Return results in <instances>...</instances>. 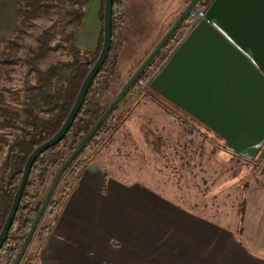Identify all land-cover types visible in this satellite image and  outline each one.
<instances>
[{"label":"crops","instance_id":"obj_1","mask_svg":"<svg viewBox=\"0 0 264 264\" xmlns=\"http://www.w3.org/2000/svg\"><path fill=\"white\" fill-rule=\"evenodd\" d=\"M190 1L126 0L125 38L131 43L142 37L151 52ZM260 2L264 5V0ZM102 5L103 0L90 1L76 37L83 50L98 49L103 30ZM17 26L15 0H0V38L13 35ZM187 35L172 38L161 69ZM154 90L178 110L176 114L165 111L174 131H178L176 125H182L181 137L174 140H183L182 146L190 150L197 135L203 134L211 147L204 151L208 161L203 160L202 189L193 188L189 170L180 166L175 175L185 173L188 179L177 178L180 183L163 180L164 172L173 176L177 164L173 151L166 155L158 150L148 153V140L131 132L128 142L119 137H112V143L106 139L61 209L36 264H264V160L257 163L258 159H250L249 163L242 155L213 143L225 139L207 126L206 119H199L196 112ZM204 100L196 99L194 110H202L201 116H219L212 109L204 112L209 107H203ZM196 124L204 125L208 132L189 128ZM132 139L140 142L132 144ZM142 148L146 150L140 151ZM136 152L137 159L129 160L132 163L121 159ZM110 155L120 158L109 159ZM213 155L222 162H231L230 167L217 168V172L228 174L227 179L220 175L218 180L215 169L209 168ZM123 160L138 173L132 177L121 170L118 162ZM148 162L150 174L145 168Z\"/></svg>","mask_w":264,"mask_h":264},{"label":"trees","instance_id":"obj_2","mask_svg":"<svg viewBox=\"0 0 264 264\" xmlns=\"http://www.w3.org/2000/svg\"><path fill=\"white\" fill-rule=\"evenodd\" d=\"M90 1L15 0L18 26L13 35L0 38V61H2V57L17 59L19 58V51L22 48V39L26 35L27 26L43 14L55 10L61 5L65 7L64 13L56 18L49 27L44 29L36 44L30 47L25 58L28 71L23 90L14 92L11 88L2 85L1 80L4 79L5 74L0 67V129L17 130V133L11 140L6 135L0 133V152L4 150V144H8V151L0 168V231L9 214L28 157L39 145L49 140L60 130L77 99L85 78L102 50L104 27L98 49L95 52L83 50L76 43V37L83 25ZM105 2L106 0H103L102 21H104ZM125 10L126 0H114L112 17L113 42L110 54L92 83L83 106L67 135L60 143L46 150L35 162L15 221L0 251V264L14 263L24 238L45 197L47 191H44V186L49 177H54L62 163L109 105L106 96L116 76L115 57L120 48L117 36L122 30ZM58 35H61L63 39L61 42L54 43ZM169 42L153 60L152 65L157 60L158 62H162L161 59H164V57L162 58V53L167 48ZM57 51L61 52L60 58L55 61L50 60L49 58L55 52L57 53ZM8 62L7 60L5 61V63ZM145 72L141 75L140 79L143 78ZM10 99L12 103L14 102V105H11ZM117 109L118 106L113 113ZM110 116L99 128L96 135L105 128ZM111 129L112 127L108 131L109 134ZM195 131L201 132L198 129L196 130V128ZM105 141H100L99 144L103 146ZM207 142L205 136L200 134L197 135L192 144L194 146H206ZM85 149L80 155L85 152ZM80 155L64 172L63 176L68 170L75 168L74 165ZM243 158L250 160L245 157ZM90 162L83 161L80 169L73 171L75 174L71 178L70 185L66 187L63 196L56 202L54 200L55 192L48 206V209H51L49 219L47 222H43L42 220V224L37 229L21 264L37 263L39 252L48 239L53 224L74 186L79 181L84 169ZM78 164L80 163L78 162ZM56 166L58 168L55 171Z\"/></svg>","mask_w":264,"mask_h":264},{"label":"water","instance_id":"obj_3","mask_svg":"<svg viewBox=\"0 0 264 264\" xmlns=\"http://www.w3.org/2000/svg\"><path fill=\"white\" fill-rule=\"evenodd\" d=\"M202 1L191 0L188 3L175 23L59 167L13 264H21L64 172L139 81L175 32L187 21L191 11ZM113 6L114 0H106L103 47L85 78L68 117L60 130L39 145L26 161L21 182L0 231V251L15 221L35 162L67 135L92 83L110 54L113 42ZM150 85L184 109L196 112L199 119H206L207 126L225 139V147L229 151L247 159L256 158L264 147V5L260 0H212L207 6L205 16L191 29ZM200 97L205 99L203 107L209 106L203 109L204 112L212 109L219 112V116H201L202 110H194V101ZM209 119L212 121L209 122Z\"/></svg>","mask_w":264,"mask_h":264},{"label":"rangeland","instance_id":"obj_4","mask_svg":"<svg viewBox=\"0 0 264 264\" xmlns=\"http://www.w3.org/2000/svg\"><path fill=\"white\" fill-rule=\"evenodd\" d=\"M210 2L211 0H203L200 4L203 6H208ZM64 11H65V7L64 5H61L59 8L55 10H51L50 12L43 14L39 18L34 19L30 23V25L27 26L26 35L22 39L23 40L22 48L20 49L18 54L19 58L17 59L13 57L1 58L2 61H0V67L2 68L5 74L4 79L1 80L2 85L11 88L14 92L23 90L24 81L27 77V71H28V66L26 64L25 58L29 52L30 47L36 44L43 30L49 27L56 18H58L61 14L64 13ZM135 27L136 30L139 31L138 23L135 24ZM190 31L191 29L189 27V24L185 22L183 26L180 27V29H178L175 37L176 36L181 37L184 34L186 36ZM62 39L63 37L61 35H58L56 36L54 43L61 42ZM128 39H129L128 37L125 38L124 36V26H122V30L119 32L117 36V41L120 42V48L118 49L117 51L118 53L115 57L116 76L106 96V100L108 103H110L113 100V98L119 93V91L122 89L124 84L128 81V79L132 76V74L138 69L141 63L145 60V58L147 57V53L150 52L149 51L150 45L144 44L142 37H136L134 39L136 41L131 43L127 41ZM171 40L167 45L165 51L162 53V58L163 57L165 58L166 53L168 52V50H170L169 46H172L173 44ZM60 55L61 52L57 51V53L55 52L49 59L55 61L60 58ZM6 60L9 62L5 63ZM161 60L162 62H158L157 60L153 65H151V68H148L146 70L143 78L140 79L131 88L129 93L121 100V102L118 105V109L113 114H111L110 119L108 120V123L104 128L106 129L105 135H103V137L95 145H93V141L90 142V144L85 149V152L82 155H80V157L76 161V164L74 165L77 166L78 162L80 163L77 169H80V166H82L83 161L93 160L95 156L94 153L101 146V144H99L100 141H104L108 139V143H112L113 141L110 140L112 137H114L115 140H117L116 138L119 137L121 138V141L125 140L126 142H128V138H130L129 135L131 133H134L135 137H137V134H139L140 138L144 140L145 139L148 140V144H147L148 153L153 154L156 150H158L160 151V153L162 152L163 155H166L172 153L173 151V154L177 156V162H176L177 164L175 165L173 176H171V174H165L164 172L163 175L164 181L167 179L170 180L171 182L175 181L177 183H180V181L179 182L177 181V178L179 180L188 179V176L185 175V173L179 172L178 176L175 175V171L178 170L180 166L184 171H186V168L189 170L188 173H190L191 176L193 177V188L196 189L198 188L197 190L199 191L202 189L203 184H205V181L203 180L204 179L203 176H205V172L203 171L204 169L203 160L208 161V158L205 155V153L211 147H208L207 144L206 146L197 145V146H193V149L187 150L184 144L182 146L183 140H178V141L174 140V138L179 139L181 137L180 132L182 131V125H178V126L176 125V129L178 131H174L173 124H170L168 122L169 118L166 117V114L167 112L171 114L173 113L176 114L178 113V110L172 106L171 102L164 99L150 85L152 79L155 77V74L162 67L164 59ZM10 103L11 105H14V102L12 103L11 99H10ZM155 105L156 106L160 105L161 106L160 109H158ZM111 127L112 129L109 134L108 131ZM194 127L196 128V130L197 129L199 131L202 130L205 133L208 132V130L204 125L196 124L193 127L189 126V128H194ZM171 131H172L173 139L170 138ZM0 133L6 135L8 139L11 140L13 139L14 135L17 133V130L12 131V129H0ZM159 133L161 134V137H159L158 135ZM135 141L140 142L137 139L130 140L132 144ZM213 143L219 145L220 147H225V140L215 139L213 140ZM120 148H122L121 145ZM263 148L259 156L257 158H254V159H258L257 163L264 160V154L261 155V153L264 152ZM145 150L146 148L140 149V151H145ZM7 151H8V144H4V150L0 152V168L7 154ZM221 154L223 155L224 151H222ZM112 156L114 158H120L115 155H110L109 159H111ZM147 158L150 159L151 156L149 155ZM121 159L128 160V162L132 163L134 161H129V160L137 159V152L136 155L121 157ZM209 159H210L209 168L215 169L216 172L215 176H218L217 179L221 181L220 175H223L226 178V175L228 176V174L221 173V170L220 172L219 171L217 172V168L219 167L223 169L225 166L230 167L231 162L230 161L222 162L221 160H218L215 155H213L212 158ZM124 160L122 162H118L121 163L119 168L121 170H124L125 172L131 173L133 177V173L137 174L139 170L135 168L132 164L128 165V162ZM247 162L250 163V161ZM261 164L264 165V161ZM204 166H206V163ZM57 168L58 166H56L54 170L56 171ZM145 168L148 170L150 174L151 165L149 162L147 163ZM73 171L74 168L68 170V172L63 176V179L60 182V186L58 187V190L56 191L54 197L55 202L58 201L63 196L66 187L70 185L72 181L71 178L75 174V172L72 173ZM144 172L145 171L141 170V174L144 175ZM52 178L53 176L49 177L47 183L44 186V191L45 190L47 191L49 185L51 184V181L53 180ZM206 179L209 178L206 176ZM50 213H51V209L49 208L47 213L45 214V217L43 218V222L48 221Z\"/></svg>","mask_w":264,"mask_h":264},{"label":"built area","instance_id":"obj_5","mask_svg":"<svg viewBox=\"0 0 264 264\" xmlns=\"http://www.w3.org/2000/svg\"><path fill=\"white\" fill-rule=\"evenodd\" d=\"M207 6H203L199 4L195 9H193L187 19V23L189 24L190 29H192L204 16L206 12ZM105 130H101L97 135L91 139L93 141V145L98 143V141L105 135ZM79 164L75 166L74 171L78 168ZM74 173V172H72Z\"/></svg>","mask_w":264,"mask_h":264},{"label":"flooded vegetation","instance_id":"obj_6","mask_svg":"<svg viewBox=\"0 0 264 264\" xmlns=\"http://www.w3.org/2000/svg\"><path fill=\"white\" fill-rule=\"evenodd\" d=\"M151 65H152V63L150 64V66L148 68H151Z\"/></svg>","mask_w":264,"mask_h":264}]
</instances>
